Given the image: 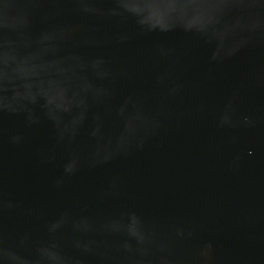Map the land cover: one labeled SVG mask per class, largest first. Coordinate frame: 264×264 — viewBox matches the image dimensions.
Instances as JSON below:
<instances>
[{
	"label": "water",
	"instance_id": "water-1",
	"mask_svg": "<svg viewBox=\"0 0 264 264\" xmlns=\"http://www.w3.org/2000/svg\"><path fill=\"white\" fill-rule=\"evenodd\" d=\"M0 264H264V0H0Z\"/></svg>",
	"mask_w": 264,
	"mask_h": 264
}]
</instances>
